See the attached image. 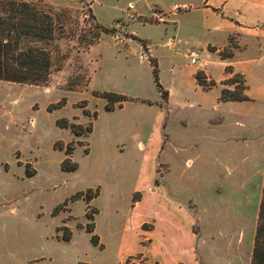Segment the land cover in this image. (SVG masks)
I'll use <instances>...</instances> for the list:
<instances>
[{"label":"rangeland","instance_id":"obj_1","mask_svg":"<svg viewBox=\"0 0 264 264\" xmlns=\"http://www.w3.org/2000/svg\"><path fill=\"white\" fill-rule=\"evenodd\" d=\"M20 1L40 3L53 13H65L66 22L65 35L56 43L54 66L45 85L0 81V264H154L150 252L164 254L169 242L173 244V236L166 234L173 227L171 217L166 213L153 215L142 206L135 212L137 194L129 202L124 200L139 180L142 167L153 162L149 141H154V134L161 139L163 134L169 136L159 150L157 163L168 165L166 181L171 184L179 179L190 153L183 150L187 137L207 139L213 134L219 140V146L211 153L204 151L199 162L213 166L225 162L236 171L233 178L222 177L221 184L211 188V194L203 193L202 198L211 197L224 204L247 196L251 203L241 218H229L219 211L183 218L186 253L195 254L201 264H249L264 173V0H240L241 6L231 11L224 9L227 0H216V9L206 12L201 11L206 0L201 4L200 0ZM174 3L179 4L175 8L180 11H173ZM237 9L253 17L242 28L228 19L236 16ZM90 11L97 22L114 29V33L102 35L86 50L77 36L93 28ZM128 34L148 41L150 56L158 63L160 83L176 91L166 109L164 131L161 126L165 113L160 110L161 120L155 123V106L165 105L160 102L141 48L127 38ZM256 42L262 57L259 64ZM212 45L221 48L222 54L233 47L235 66H241L240 62L247 74V79L241 75L236 80H243L246 90L249 86L243 94L255 101L233 104L234 111L222 109L218 120L208 123V112L187 109L183 101L204 105L214 102L216 90L200 94L188 88L195 67L205 63V73L215 82L224 74L225 78L232 76L225 73L233 72L232 68H222ZM186 50L197 53V65L188 64ZM250 57L255 58L248 60ZM218 88L224 87L219 83ZM185 91L190 94L186 96ZM95 92L118 93L132 101L123 103L121 109L115 104L112 112H106V101L94 97ZM238 108H242L240 112ZM236 118L246 124V130H233ZM56 122L73 125L76 136L69 129L58 128ZM89 125L95 126L91 135L85 132ZM88 147L91 155L81 161L82 150L87 153ZM66 149H73V159L81 161L80 168L73 172L60 170ZM98 155L101 169L97 166ZM69 160L65 167L75 162ZM153 163L161 175L162 166ZM25 167L33 171L32 177L25 176ZM97 181L103 188L95 203L99 213L74 197ZM142 181L151 185L144 175ZM243 182L245 187L239 185ZM187 207L192 208L190 204ZM85 214L93 220H87ZM95 218L103 240L102 243L94 227L99 237L97 247L84 231L87 224L95 226ZM67 231L70 239L64 242Z\"/></svg>","mask_w":264,"mask_h":264},{"label":"crops","instance_id":"obj_2","mask_svg":"<svg viewBox=\"0 0 264 264\" xmlns=\"http://www.w3.org/2000/svg\"><path fill=\"white\" fill-rule=\"evenodd\" d=\"M215 1L216 0H206L204 3V8H202L201 11L206 12L209 9L215 10L217 7V4H218V3L216 4ZM200 4H201V0H200ZM241 4L242 3L240 0H227V2L224 3V9L226 8V9L231 11L233 9L240 7ZM178 5L179 4H177V3H174L172 5L173 11H180L179 8H175ZM160 11H161V14L164 13L162 10H160ZM138 17H141V16H138ZM141 18H147V17H141ZM228 19H230L233 23H236L237 26L239 25V27L242 28L245 25H247L244 22L248 21V20H253V17H246L240 12V10L237 9L236 10V16H229ZM137 38H139V37H137ZM254 38L256 40H258L256 37H254ZM139 39L145 41L147 43V47H148L149 43L147 40H144L142 38H139ZM257 42H256V46H257V58H256V60L258 63L259 62L258 59L259 58L261 59L262 57H261V51L259 50V44ZM260 42H261V40H260ZM213 47H215V46H213ZM138 48H140L139 45H138ZM220 49L221 48L215 47V49H214L215 51H213V53L216 54ZM187 50H189V49H187ZM187 50H186V52H187ZM148 51H149V48H148ZM238 52H240V51H238ZM149 55H150V52H149ZM184 56H185V54H184ZM142 57L145 58L144 56H142ZM234 57H235V54H233V56L230 59H226V60H219L218 59V60H219V62L222 63V68L231 67L234 73L238 72L240 75H243L245 77V79H247V74H246L245 70L242 69L243 64L238 62L239 65H241V66H238V67L235 66ZM254 58L255 57H250V59H248V60H251ZM186 59L188 60V58H186ZM198 61H199V59L196 61L195 64H190L189 60H188V64L194 66V65H197L199 63ZM204 64L201 66L195 67L192 70L191 75H190L192 82H191V85L188 86V88L192 91V93H200V94L212 93V92H215L214 90H216V92L214 94V102H210L209 104L204 105L203 103H200V102L193 103V102H190L189 100H186V101H183L184 102L183 105H185V107L187 109L196 108V109H199L200 111L208 112L206 120L208 123H212L215 120H218V115H219L220 110L229 109V110L234 111L233 107H235V105H233V104L241 105L244 103H250V102L255 101L251 96L246 94V96L249 98V101H245V102H220L219 101V95H220L221 89L218 88V84L226 79L224 76L225 74L223 75V77L218 82H215L211 79V77L207 73H205ZM202 71H203V74L207 77V80H209V81L211 80V81L215 82V84H216L214 87H212L209 90H203L200 86L197 85V82L195 80V74L197 72H202ZM159 83H160V79H159ZM161 86L167 92V99H166V102L164 103L160 97V102H163L165 107H161L160 104L158 106H155L157 109V113L155 116V123L160 122V120H161L160 110H163L165 113V117H164V119H162L163 124H162L161 128L163 127V131H164L165 126H166L165 122L167 120V115H168V113L166 112V109H167V106L170 105L172 95L176 91H173V90L171 91V89L164 84H161ZM248 87H247L246 92H248V89H249ZM189 94H190L189 91H185L186 96ZM159 96H160V94H159ZM238 107L243 108L244 106H238ZM242 108H238V111L240 112V110ZM114 112H116V111H114ZM224 114H226V113H224ZM261 116L264 117V114ZM95 124L96 123H94V125ZM94 125L92 128V132L94 131V127H95ZM232 128L234 131H238V130H246L247 127H246V124H243L241 120L236 118L232 121ZM92 132H91V134H92ZM212 135L210 138H207V139L202 138V137H200V138H197V137L196 138H189V137H187L186 138L183 150L189 151L190 153L187 155L186 160L184 161L185 165L179 174V179L176 180V183H178V186H177L176 183L171 184L168 181H166V179H168V174L170 173V169H169L168 165H164V164L162 165V164L157 163L158 155L160 153L159 150L161 151L164 144L168 141L169 136L167 134H163V137L161 139V138H158L156 134H154L153 135L154 141L153 142L151 140L149 141V150H150L149 156L151 157V161L155 162L156 165L162 166L163 172L161 175H159L156 172V167H155L153 162L149 166L145 165L144 167H142V169L140 171L139 180H137L135 182V184L132 185L131 188L127 191V194L124 195V200L127 202L130 201V198L133 194L138 195V200L135 202V208H134L135 212L137 211V209L139 207L142 206L145 208L147 207V209H149L153 213V215H156V214L161 215L163 213H166L171 217L173 227H169L166 230V234L173 236V240H172L173 244H171V241L169 242V245L167 246L168 251L164 254L157 255L154 253V255H153L150 252V254H149L150 257H152V256L154 257V261H153L154 264L156 262L158 264H201L200 260L195 256V254L187 255V253H186L188 249H187V244H184V239H185V236L187 235V228L184 226L182 220L187 215L188 216H196V215L197 216L198 215L209 216V215H212L213 213H217V211H219L222 213V215H226L227 217L234 218V219L246 216L247 207H248L247 205H249V203H251V201L248 199L247 196H244V198H240V197L232 198L230 201L225 202L224 204H219V202H216L214 199H211V197L210 198L205 197L204 199L202 198L203 193L204 194H207V193L211 194V188L216 187L219 184H221L220 181H221L222 177H224L226 180L233 178V175L235 174V171H236V168L234 166L230 167L225 162H223V164H221V166L207 165V164H202L201 162H199L201 159L200 156L204 151H208L209 153H211L215 150L216 147L219 146V140L214 139ZM235 136L236 135H234L232 137V139L234 141H236ZM232 139H229L227 141H231ZM82 153L83 154L81 155L80 160L84 161V159L86 160L90 157L91 149L88 147V152L84 153L82 150ZM263 153H264V145H263ZM98 157H99V159L97 161L98 162L97 166L99 167V169H101V168H103V165L100 163L101 157L99 155H98ZM70 158L73 162L75 161L74 163L77 164V166H78L77 168H80L81 161L74 160L72 157V154L70 155ZM102 162H103V160H102ZM143 175H144V177H148L149 184H151V185L146 186V185H144L143 181L141 182V178L143 177ZM156 177H158L157 178L158 184H155ZM239 185L240 186L244 185V187H245L246 184L243 182V184H239ZM95 187L99 188V194L95 199H93L89 202V206L97 209V211L99 213L100 210L97 206H95V203L99 199V197L101 196V194L103 192L101 182L97 181L96 183H94L92 185L85 186L84 191L87 189H93ZM117 189H118V187H115V190H117ZM145 191H146V193H145ZM115 200L116 199H114L113 202H115ZM145 201L147 202V205L145 204ZM188 204H190L192 206V208H188L187 207ZM219 205H222V207H220ZM218 208H219V210H218ZM257 209H258V207H257ZM115 213H118L117 209H115ZM153 223L155 225L154 230H157V228H158L157 222L154 221ZM94 227H95V231L99 235V233L97 231L98 226H97L96 218H95V226ZM99 237L101 239V242L103 243V240H102L100 235H99ZM120 246H119V248H120ZM83 263H85V262H83ZM95 264H105V263L100 262V263H95ZM231 264H235V263L232 262Z\"/></svg>","mask_w":264,"mask_h":264},{"label":"trees","instance_id":"obj_3","mask_svg":"<svg viewBox=\"0 0 264 264\" xmlns=\"http://www.w3.org/2000/svg\"><path fill=\"white\" fill-rule=\"evenodd\" d=\"M65 15V13H53L42 4L36 2L0 0V81L34 86H42L47 83L55 62V55L57 53L56 43L63 39L65 35ZM89 17L93 21V28L83 30L77 36L79 44L86 50L97 44L102 35L114 33V29L106 28L97 22L91 11ZM144 22L146 23L147 21L144 20ZM127 38L140 46L142 56L146 58L149 64L153 85L160 94L161 100L165 103L167 92L159 83L157 60L149 55L145 41L132 34H128ZM232 48H229L227 54H222L221 51H218L220 60L230 59L233 56ZM225 73L232 76L220 82V85L224 88L220 90L219 101H249L243 94L244 90H246V85L243 80L242 82L236 80L241 75L233 74V72L229 71H225ZM195 80L197 85L203 90H209L216 85L215 82L207 80L203 72H197L195 74ZM226 86L233 88L228 89ZM93 96L106 101V105L104 106L106 112H112L115 104H118L119 109H121L123 103L132 101L122 94L113 92H95ZM96 118L97 114L94 113L93 119L96 120ZM56 126L60 129H69L76 136L73 125H68L66 122L63 125H59L56 122ZM91 131L92 126L89 125L85 132L86 134H90ZM73 151V149H66L64 152L66 158L60 164V170L62 172H73L77 170L78 166L76 163H72L69 167L64 166V163L70 161L69 158ZM24 174L27 178L34 175L33 171L29 172L26 167ZM98 194V190L92 192L91 189H87L86 191L77 192L74 197L75 201H83L88 209L89 202L95 199ZM85 218L87 220H93L87 214H85ZM84 231L89 235V242L93 246H99V237L94 234L93 224L90 227L87 224ZM67 234V236L62 238V241H69L70 232L67 231ZM79 264L89 263L82 262ZM125 264L135 263L126 261ZM249 264H264V173Z\"/></svg>","mask_w":264,"mask_h":264},{"label":"built area","instance_id":"obj_4","mask_svg":"<svg viewBox=\"0 0 264 264\" xmlns=\"http://www.w3.org/2000/svg\"><path fill=\"white\" fill-rule=\"evenodd\" d=\"M187 58H188L190 64H195L196 61L199 59L197 53L194 51H188L187 52Z\"/></svg>","mask_w":264,"mask_h":264}]
</instances>
